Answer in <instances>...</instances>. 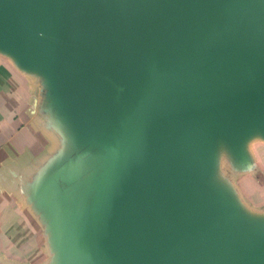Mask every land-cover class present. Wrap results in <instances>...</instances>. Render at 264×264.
Listing matches in <instances>:
<instances>
[{
	"label": "water",
	"instance_id": "water-1",
	"mask_svg": "<svg viewBox=\"0 0 264 264\" xmlns=\"http://www.w3.org/2000/svg\"><path fill=\"white\" fill-rule=\"evenodd\" d=\"M0 52L72 137L35 189L49 264H264L221 171L264 141V0H0Z\"/></svg>",
	"mask_w": 264,
	"mask_h": 264
},
{
	"label": "crops",
	"instance_id": "crops-1",
	"mask_svg": "<svg viewBox=\"0 0 264 264\" xmlns=\"http://www.w3.org/2000/svg\"><path fill=\"white\" fill-rule=\"evenodd\" d=\"M72 146L70 131L53 108L44 79L25 71L0 52V204L18 206L39 244L38 250L28 248V260L23 261L7 259L0 241V264L50 263L46 220L35 206V189L42 175ZM253 152L257 153L253 156L254 165L237 173L240 179L233 180L230 173L224 175L238 188L243 207L249 213L264 216V156L260 148ZM1 213L0 206V221Z\"/></svg>",
	"mask_w": 264,
	"mask_h": 264
},
{
	"label": "rangeland",
	"instance_id": "rangeland-1",
	"mask_svg": "<svg viewBox=\"0 0 264 264\" xmlns=\"http://www.w3.org/2000/svg\"><path fill=\"white\" fill-rule=\"evenodd\" d=\"M259 148L260 154L264 156V141L262 140H255L250 144V154L254 156L257 153L253 151H257ZM221 169L222 173H230L233 180L241 178L239 175L236 176L238 173L237 170L235 171L233 169L232 163H230V161L228 162L227 159L222 163ZM0 206L1 209H3V213H1L2 221H0V223L2 222V225H0V241L2 244L1 247L3 248V251L1 252L7 257V259L19 258L23 261H27L28 252L32 248L35 250L39 249L37 236L32 235V227L25 219L23 213L18 209L17 205L0 204ZM14 227H16V229H14ZM28 248H30V250Z\"/></svg>",
	"mask_w": 264,
	"mask_h": 264
}]
</instances>
